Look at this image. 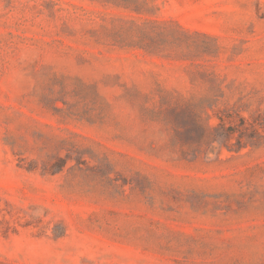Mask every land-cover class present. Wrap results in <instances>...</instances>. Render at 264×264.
Masks as SVG:
<instances>
[{
	"label": "rangeland",
	"instance_id": "obj_1",
	"mask_svg": "<svg viewBox=\"0 0 264 264\" xmlns=\"http://www.w3.org/2000/svg\"><path fill=\"white\" fill-rule=\"evenodd\" d=\"M0 264H264V0H0Z\"/></svg>",
	"mask_w": 264,
	"mask_h": 264
}]
</instances>
